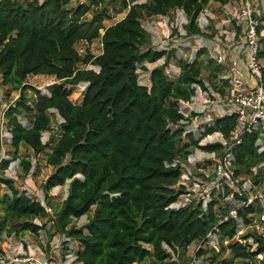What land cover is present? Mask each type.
Wrapping results in <instances>:
<instances>
[{
  "label": "trees",
  "instance_id": "trees-1",
  "mask_svg": "<svg viewBox=\"0 0 264 264\" xmlns=\"http://www.w3.org/2000/svg\"><path fill=\"white\" fill-rule=\"evenodd\" d=\"M91 1L96 6L92 10L87 3L72 6V0H0L2 82L19 92L4 112L9 144L15 152L0 159V184L9 188L0 197V232L39 234L47 223L34 219L48 217L47 207L51 206L54 219L48 220L62 235L79 243L75 255L81 264H141L147 260L149 264H176L174 251L208 240L210 233L216 235L217 246L200 247L196 252L207 255V264H236L235 260L264 263L258 259L264 254V236L257 230L239 235L242 242L232 241L240 225H250L253 215L259 220L264 209L259 199L245 205L241 204L245 196L234 193L240 205L221 204L220 199L230 193L226 189L205 205L192 200L171 206L184 192L179 184L181 163L194 150L222 151L221 143L200 141L214 132L228 137L237 116L214 118L198 137L185 128L195 113L185 116L181 103L190 101L198 87L208 90L211 86L214 92L224 94L228 88V80L220 77L224 69L210 58L208 49L200 47L192 59L178 58L179 72L169 76L165 68L176 59L175 50L152 47L141 18L180 9L187 19L183 24L186 36L212 37L197 21L210 0H120L127 11L108 26L103 23L104 2L110 0ZM215 1L224 4L229 0ZM88 12L91 17L85 18ZM95 39L101 43L99 54L78 52V42ZM261 42L260 56L264 57V36ZM163 57V63L149 71V85L140 83L139 65L145 68L144 62ZM88 64L98 70L87 68ZM203 69L208 71L210 86L202 78ZM262 73L264 80V68ZM37 74L54 77L47 92L25 83L28 75ZM79 83L85 87L81 101L74 103L70 95ZM55 114L61 118L57 129L51 126ZM45 131H50L47 141L42 139ZM261 133L260 127L245 132L232 149L235 174L249 177L254 185L264 179ZM49 143L46 162L53 170L42 184L43 203L18 190L3 173L21 144L40 153ZM21 163L27 174L30 161ZM66 180L68 192L55 208L49 191ZM232 207H236V218L228 214ZM84 215L88 218L82 226L72 224ZM62 249L65 253L67 246Z\"/></svg>",
  "mask_w": 264,
  "mask_h": 264
},
{
  "label": "rangeland",
  "instance_id": "rangeland-1",
  "mask_svg": "<svg viewBox=\"0 0 264 264\" xmlns=\"http://www.w3.org/2000/svg\"><path fill=\"white\" fill-rule=\"evenodd\" d=\"M252 6L259 7V0H250ZM79 3H87L90 5L91 10L94 9L96 6L91 0H72L71 4L72 6H76ZM106 6V14L103 20V23L108 26L110 24H113L114 22L121 19L125 13L126 9L121 8V2L120 0H110L105 1ZM103 4L102 2H99L98 5ZM231 5V2L228 3ZM99 7V6H98ZM234 8V7H233ZM238 6H235V8L232 10L234 11ZM227 9L224 8V4L215 1L210 0L204 10L202 11L201 18L203 19V22H199L200 25L204 24V18L210 15L214 14L215 18L210 21V26L204 27V29L212 34V37L215 34L220 33V29L223 23V20L227 18L224 10ZM229 10V9H228ZM91 12H88L85 15V18H90ZM142 25L149 31L150 33V40L151 45L155 49H165L175 50L176 59L172 60L165 68L166 72L171 77L177 76L179 72V67L177 64L178 58H189L192 59L194 56L195 51L197 50L198 43L197 39L194 37L186 36L184 33L183 24L187 22V19L184 15V13L180 10H173L169 15H157V16H145L143 15L141 18ZM176 29V30H174ZM202 29V28H201ZM203 30V29H202ZM76 48L78 52L83 55L87 52H90L94 55H97L101 52V43L99 39H95L92 42L88 43L85 41H80L76 44ZM164 61V57L155 61V62H144L145 68H143L141 65H139L138 68V79L140 83L149 85V71L157 66L161 65ZM87 68H93L95 70H98V68L92 64H88L86 66ZM207 70L203 69L202 71V78L208 82L207 79ZM55 81L53 76L46 75V74H37V75H28L25 79V83H28L32 85L33 87L40 89L42 92H47V87L51 83ZM209 86L211 83H209ZM85 83H79L75 86H73L72 93L70 95V99L74 103H79L82 98V92L84 90ZM211 87V86H210ZM29 94L31 93L30 90L27 91ZM203 90H201L199 87L197 88L196 95L194 98H191L189 103L182 102L181 103V110L184 112V115H191V113H195V115L192 116V120L189 123L188 126L185 128L187 130H192L193 133H195V136H199L198 130L196 131L195 125L197 124V120L201 116H205L206 113H200L198 111L192 110L189 108L188 105L193 106L192 103L196 106H199V104L206 105L209 110L207 112V115L212 118V120L216 117H218L219 109L220 107L215 106V108L212 110V105L210 102L206 101L205 94L202 93ZM18 90H15L10 85H5L2 82V75L0 72V159L4 157H11L13 156L15 149L9 144L10 139V133L8 132V126H7V120L5 118L4 112L6 111L7 107L10 104H13L14 101L18 97ZM209 98H215L212 91L208 92ZM223 101L221 100V103ZM51 126L54 129L58 128V123L61 121V118L59 115L55 114L52 115L51 118ZM22 121L24 124H27L28 121L25 117L22 118ZM199 121V120H198ZM58 132H56L57 134ZM50 131L43 132L42 139L43 141H47L49 138ZM59 134H57V137ZM208 138V137H207ZM207 138H203L200 143H205ZM215 139V137H213ZM51 143L47 144L46 149L40 153H35L30 147L21 144L19 148L17 149L16 155L17 157L11 160L8 168L4 171L3 176L7 177L9 179L13 180L14 186L18 190H25L34 197L40 199L44 203V196L42 191V184L46 177L52 172L53 167L46 162V156L51 150ZM195 153H199L201 156H198L195 160H192V157ZM216 156L220 155V152L215 153ZM191 159L190 160H188ZM21 160H29L31 163V168L29 172L26 174L23 170V165L21 163ZM214 159L210 158L207 153H202L201 150H194L185 161H183L182 169L183 171H186V175H181L179 179V184H181L182 189H184V192L181 193L178 197L177 203L172 204L171 206L178 207L181 206V204L188 202L190 199L198 200L201 199L203 202V205H205L206 201H208V197L205 199L201 198V194L204 193V191L209 190L211 182L210 178L212 176V170L214 166ZM208 161V162H207ZM196 163V164H194ZM264 163H261L260 165H263ZM257 167H253L252 171L256 172ZM264 171V167H263ZM241 177H244L245 175H240ZM247 178V177H246ZM249 178V177H248ZM68 184L69 180H66V182L61 186H56L52 188L50 193V199L49 201L52 203L53 206L59 207L61 204V201L65 198L67 192H68ZM5 192H9V188L5 184H0V197ZM253 193L260 195L259 197H264V179L259 185H255L253 188ZM216 195V194H215ZM215 197V196H213ZM232 196L229 195L226 199L223 197L220 199V203H231ZM234 206L240 205L239 202L231 203ZM49 207V206H48ZM51 210L49 212V218H39L34 219L35 222L41 224L46 222L47 226L43 230L39 232V234H34L30 231H20V232H11L8 233L6 230H3L0 232V251L7 250L8 248L18 247V249H25L26 251L36 253V254H44L46 256L48 255H54L55 261L58 264H72L76 263V258H73V261L70 262L71 258H69L66 261V258L64 259V253H62V239L63 235L56 229L55 225L53 224L52 220L53 218V207H49ZM93 207L91 208V211H89V215H92ZM3 214V210L0 206V217ZM88 216L84 215L80 217L79 219H73L72 224L76 226H82ZM52 219V220H48ZM241 226L242 233H246L248 231L257 230V232H264V224L258 222L257 215H253L252 223L248 226ZM48 229V232H47ZM76 241V247L79 246V243ZM149 246V245H148ZM217 246V239L215 234H210L208 236V240H205L203 242H193L191 243L186 250L177 249L172 253V249L168 248V251L172 253V260L176 262V264H207L206 262V254L204 255H196L197 250L201 247L202 249H209V247H216ZM255 244L253 245V247ZM150 247V246H149ZM55 251L58 252V254H55ZM75 249L73 250V253H75ZM258 259L264 260V254H260L258 256ZM150 260H147L145 262H142L141 264H149ZM236 264H245L241 260H235ZM252 264H257V262H252ZM264 264V263H262Z\"/></svg>",
  "mask_w": 264,
  "mask_h": 264
},
{
  "label": "built area",
  "instance_id": "built-area-1",
  "mask_svg": "<svg viewBox=\"0 0 264 264\" xmlns=\"http://www.w3.org/2000/svg\"><path fill=\"white\" fill-rule=\"evenodd\" d=\"M237 6L238 8L234 11L232 10L235 7L225 9V13L228 17L225 19V23H223L224 27L221 28L222 31H220L219 34H215L213 37L204 35L189 36L197 39L199 46L197 48L205 47L208 49L210 58L224 69L220 77L228 80V88L224 94L214 92L211 87L210 89L208 88V90H203L202 93L205 94V97L207 96L206 101L211 103L212 110L215 106L220 107L218 110V117L232 113H235L237 116V124L228 137H225L219 132H214L203 137H208L205 143L218 142L222 144L223 149L220 151L219 156L215 155L216 152L201 151L202 153H207L210 158L214 159L212 176L210 178L211 185L208 192L204 191V193L201 194V198L205 199L208 197V200H210L213 196H218L219 194L223 195L225 190L228 189L230 193L227 195L232 196V203L237 202L233 198V194L237 193L239 195H244L246 198L245 201H241V204L244 203L247 205L254 202L257 198L264 205V197H259L260 195L253 193L255 185L251 179L235 174L233 166L234 156L232 152L233 146L240 142V136L245 132L260 127L262 131L261 135L264 136V80L262 73V69L264 68V57L260 56L262 47L261 37L264 36V29L259 30V26L261 24L264 25V0H259V7L252 6L250 0H241V3ZM201 15L202 11L198 15V23L203 22ZM204 22V24H199V26L206 31L204 27H207L209 23H206L205 20ZM209 91H212L215 98L208 97ZM221 100L223 101L222 103ZM186 103H189V101H186ZM192 105V107L188 105L192 110L206 113L205 116H201L198 119L199 121L197 120V124L195 125V129L196 131L198 130V134L200 135L204 127L211 125L214 119L212 120V118L207 115L209 108L206 105L201 104V107L193 103ZM213 137H215V139H213ZM263 149L264 144L260 146L259 151ZM188 160L191 161L189 158ZM182 164L183 163H181V165ZM186 173L187 172L182 169L181 175H186ZM26 193L31 195L27 191ZM228 196L223 198L226 199ZM192 200L194 199H190L188 202L181 204V206L190 203ZM175 203H177V201ZM50 210L51 209L47 207V211L50 212ZM228 214L236 218V207H232ZM258 222L264 224V209L259 214ZM241 229L240 226L237 230L236 237L233 238L232 241L236 239L241 242L244 241L239 237V235L242 234ZM259 233L264 236V232ZM210 234H208V236ZM62 242L61 248H63L64 245L67 246L64 259L66 258L67 261L69 258H75L76 255L73 253V250H76L75 241L63 235ZM55 254H58V252L55 251ZM0 264L58 263L55 261L54 255L46 256L44 254H36L26 251L25 249L13 247L0 251Z\"/></svg>",
  "mask_w": 264,
  "mask_h": 264
},
{
  "label": "crops",
  "instance_id": "crops-1",
  "mask_svg": "<svg viewBox=\"0 0 264 264\" xmlns=\"http://www.w3.org/2000/svg\"><path fill=\"white\" fill-rule=\"evenodd\" d=\"M231 2V5H229L228 3ZM239 3H241V0H229L227 3H224V8H233L235 6H237ZM225 12V10H224ZM226 14V13H225ZM227 16V14H226ZM228 17V16H227ZM215 18L214 14L211 16V20H213ZM226 19V18H225ZM225 19L223 20V23H225ZM204 20L206 21V23H209L210 25V15H208L207 17L204 18ZM222 23V26L224 27V24ZM208 25V26H209ZM221 27V28H223ZM219 31H222V29H220ZM199 107H201V104H199ZM198 156H201L199 153H195L192 157V160H195L196 158H198ZM76 258V257H75ZM70 262L73 261V259L69 260ZM72 264H81L80 262H76V263H72Z\"/></svg>",
  "mask_w": 264,
  "mask_h": 264
}]
</instances>
